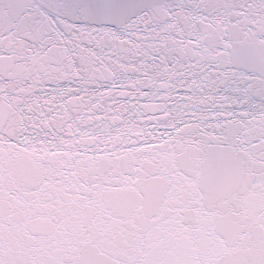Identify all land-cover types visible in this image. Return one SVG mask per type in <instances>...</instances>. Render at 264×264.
<instances>
[{"label":"snow or ice","instance_id":"1","mask_svg":"<svg viewBox=\"0 0 264 264\" xmlns=\"http://www.w3.org/2000/svg\"><path fill=\"white\" fill-rule=\"evenodd\" d=\"M0 264H264V0H0Z\"/></svg>","mask_w":264,"mask_h":264}]
</instances>
